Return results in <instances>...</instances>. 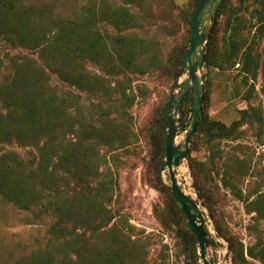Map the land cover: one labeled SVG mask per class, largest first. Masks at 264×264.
Segmentation results:
<instances>
[{
    "label": "trees",
    "instance_id": "trees-1",
    "mask_svg": "<svg viewBox=\"0 0 264 264\" xmlns=\"http://www.w3.org/2000/svg\"><path fill=\"white\" fill-rule=\"evenodd\" d=\"M144 1L127 0V5L118 6L114 0H99L64 17L45 3L0 0V47L38 53V58L6 56L8 65L0 59V196L21 211L37 210L51 221L44 245L12 264H147L145 245L134 239L136 228L114 208L118 181L111 173L104 177V171L101 173L108 156L128 146L132 136L129 110L135 97L128 96L125 83L119 82L122 98L118 103L113 99L118 88L107 86L106 78L89 66L99 67L106 76L157 72L175 90L185 74L183 61L200 0H192L187 20L190 35L183 45L174 47L166 61L156 42L132 33L140 27V16L132 6ZM250 1L257 6L254 28L258 37L264 32V0H238V5L224 0L214 21L204 63V119L188 154L196 193L228 242L233 264H264V186L252 175L253 184L243 192L240 184L250 168L247 159L237 153L247 150L239 145L231 152L221 148L222 143L241 140L244 128L264 125L262 108L251 102L260 75L264 95V63L254 47L243 42L239 28L243 26L240 15ZM236 68L248 89V105L227 126L208 114L209 73ZM52 75L66 89L54 86ZM74 90L97 97L99 102L91 114L83 113L82 96ZM193 100L191 89L180 112V133L189 129ZM169 101L154 113L145 129L151 148L149 182L165 204L155 207L154 213L166 231L176 234L186 264H201L197 238L162 177ZM11 146L29 151L28 155L8 149ZM202 148L208 153L206 161L193 157ZM218 179L252 216L247 228L253 240L249 244L227 225L220 210ZM204 229L208 248L217 247L205 224Z\"/></svg>",
    "mask_w": 264,
    "mask_h": 264
},
{
    "label": "rangeland",
    "instance_id": "rangeland-1",
    "mask_svg": "<svg viewBox=\"0 0 264 264\" xmlns=\"http://www.w3.org/2000/svg\"><path fill=\"white\" fill-rule=\"evenodd\" d=\"M27 1L37 5L45 3L50 5L58 15L70 17L82 6L99 0ZM126 1L114 0L118 6L127 5ZM233 3L238 5V0H233ZM192 5V0H145L141 5L134 4L132 8L140 16V27L133 30L132 33L143 39L156 42V48L162 60L166 61L174 47L183 45L188 34L190 35L187 20L189 13L192 11ZM256 7L250 1L243 8L240 15L243 26L239 28L243 42L252 45L255 54L264 63V32L255 37L257 28H254V26H256L257 20L254 19V10ZM223 34V30H221L220 40H222ZM15 55L38 58V53L31 50L5 45L0 47V59L6 65H8L6 56ZM89 69L93 73L105 77L107 86L118 88L117 91H113V99L117 100L118 103L122 98V89L118 86L119 82L125 83L123 89L126 90L128 96L135 97L134 105L129 110V116L132 120V136L128 146L126 149H119L110 154L107 165L101 171V173L104 171L103 177L111 173L118 181L114 208L128 218L130 224L136 228L134 239L145 245L147 264H186L182 255L181 243L177 240L176 234L173 231H166L154 213L155 207L162 208L165 204L163 196L149 182L151 174L148 166L151 148L145 131L154 113L159 108L165 107L171 96L177 92V88L172 90L169 82L159 76L157 72L143 75L129 73L127 76H106L95 65H90ZM206 73L207 71L204 68L201 75L205 76ZM209 75L211 99L208 114L210 118L229 126L238 119L239 111L247 108L248 103L245 96L248 89L244 88L243 79L237 68L226 72L215 70L211 71ZM183 79L184 77L179 80V83ZM262 83L260 75L255 83L256 94L251 102L253 106L261 107L264 112ZM52 84L66 89V86L55 75H52ZM76 93L82 96L83 113L86 115L91 114V109L99 102L97 97ZM244 130L246 131L241 140L222 143L221 148L222 152H231L238 145L246 148L245 153H237L240 158L247 159L250 168L249 175L245 176L240 184L241 189L246 193L254 182L252 175L261 181L264 186V125L259 129L244 128ZM186 135L187 132H179L177 143H182ZM8 149L24 156H27L29 152L16 146L8 147ZM193 157L199 161H206L208 153L205 148H202L200 151L193 153ZM177 173L178 179L183 183L187 193L196 197L192 187L194 181L188 159L182 161ZM162 177L167 185L165 171L162 173ZM217 183L221 188L220 210L230 231L240 236L245 244H249L253 240L247 228L251 224L252 216L247 215L244 205L235 199L229 190L224 189L221 179H218ZM200 209L208 219L205 225L211 238L216 242L213 229L216 228L215 224L201 202ZM50 223L51 221L48 218L41 217L37 210L32 212L21 211L0 196V264H12L20 256L29 254L35 247L43 246ZM262 228L264 230V223ZM219 236L221 235L219 234ZM221 239L219 244L216 242L217 247L208 248L210 264H233L232 255L227 248L229 244L224 237L221 236Z\"/></svg>",
    "mask_w": 264,
    "mask_h": 264
},
{
    "label": "water",
    "instance_id": "water-1",
    "mask_svg": "<svg viewBox=\"0 0 264 264\" xmlns=\"http://www.w3.org/2000/svg\"><path fill=\"white\" fill-rule=\"evenodd\" d=\"M223 2L224 0H200L192 22L190 43L183 61L184 79L178 84L177 92L171 96L165 110L168 122L165 140L166 159L164 162L166 182L178 207L184 213L190 230L197 238L198 254L202 264H210L207 244L208 237L204 229V224L208 219L200 209V201L194 188V183H192V187L196 197L187 193L183 183L178 179L177 169L181 167L182 161H187L191 141L197 132L199 124L204 119L205 90L201 71L204 69L206 48L214 21ZM191 89L194 91L193 117L186 137L182 143L178 144L180 112L184 100ZM213 229L216 235V242L219 244V240H222L221 236L217 233L216 228ZM227 248L230 251L228 245Z\"/></svg>",
    "mask_w": 264,
    "mask_h": 264
}]
</instances>
